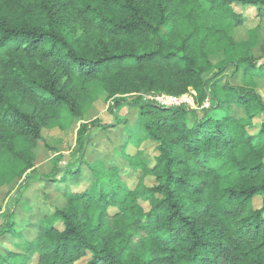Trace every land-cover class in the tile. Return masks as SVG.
Segmentation results:
<instances>
[{
    "label": "trees",
    "instance_id": "obj_1",
    "mask_svg": "<svg viewBox=\"0 0 264 264\" xmlns=\"http://www.w3.org/2000/svg\"><path fill=\"white\" fill-rule=\"evenodd\" d=\"M205 5L236 27L245 22L238 8L264 17V0H0L1 77L74 118L81 117L80 104L60 87L65 74L115 98V124H83L78 154L91 141V128L127 124L119 116L126 107L138 109L141 121L130 145L140 149L150 141L156 153L148 160L140 150L130 156L124 146L129 167L143 170L134 188L117 166L102 172L83 157L55 168L46 179L68 184L65 204L39 211L35 235L16 243L17 250L0 252V264H264V98L258 91L264 64L253 50L238 55L249 40L204 26ZM69 20L81 21L84 33ZM210 55L221 63L207 82ZM231 67L244 68L242 85L225 75ZM191 88L200 108L207 101L212 108L164 106L140 96L180 97ZM130 95L138 96L123 97ZM0 130L43 140L38 118L1 84ZM16 156L25 171L33 168V159ZM36 177L46 180L37 173L26 180ZM147 177L151 187L143 184ZM2 229L0 235L22 238L13 222Z\"/></svg>",
    "mask_w": 264,
    "mask_h": 264
},
{
    "label": "rangeland",
    "instance_id": "obj_2",
    "mask_svg": "<svg viewBox=\"0 0 264 264\" xmlns=\"http://www.w3.org/2000/svg\"><path fill=\"white\" fill-rule=\"evenodd\" d=\"M202 15V23L207 28L222 29L233 35L236 40H249L247 45L239 46L240 57L253 50L259 64H264V17L257 16L255 8H238L243 12L245 22L242 26L236 27L233 21L219 19L212 13L208 5H205ZM69 25L75 27L78 34L84 33L81 21H68ZM89 30V28H87ZM191 46L199 49V43L191 42ZM209 62L212 70L204 75V79L213 81L221 63V57L210 55ZM233 85H242L245 81L244 68H228L225 72ZM0 84L5 88L6 93L19 96L20 104L24 111L35 115L43 127V140L39 143L29 141L26 138L18 137L11 131L0 130V230L11 222L15 224L17 232H21L22 238L13 237L10 233L0 235V252L5 250H17L15 244L23 239L31 240L35 235L32 226L37 221L38 212L51 208L52 206L62 207L65 200L62 195L66 194L68 184L57 183L52 185L46 178L50 177L55 168H64L66 165L75 164L83 157L86 162L95 169L105 172L117 166L121 170L123 181L130 184L132 188L137 184V179L143 176V170L133 171L125 156L122 155L124 146H129L130 156H135L138 150L143 152V157L153 160L156 153L154 144L145 142L140 149L130 145L131 138L138 133L141 126L139 111L136 108L126 107L119 111L120 118L127 124L121 123L116 127L102 129L91 128V141L82 154H78L80 128L83 124H92L98 121L102 125H113L116 121V113L111 110L113 100L107 92L96 86L95 83L85 81L77 84L65 74L60 83L61 88L70 90L78 98L80 104V118H74L72 114L61 105H50L48 102L40 101L31 94L25 93L22 87L14 86L9 79L1 77ZM258 91L264 98V81L258 83ZM138 95L123 96L131 101ZM145 101L155 102L164 106L180 105L186 108L197 109L212 108L207 101L202 108L197 104V92L191 88L189 93L180 97H170L161 93H141ZM239 119L245 120L246 113L241 108H234ZM10 146L13 151L9 150ZM16 154L25 156L27 160L33 159V168L25 171V166ZM34 156L33 157H31ZM59 158H61L59 160ZM56 163L58 167L56 166ZM85 173H88L84 166ZM37 173L46 180L42 181L37 177L27 182L29 175ZM62 174L58 180H62ZM146 187L153 185V180L147 177L143 180ZM84 188H80L83 190ZM256 207L261 206V199H255ZM144 209H150L148 203H143ZM2 229V230H3ZM139 256L147 260L149 254L141 252ZM81 264V263H80Z\"/></svg>",
    "mask_w": 264,
    "mask_h": 264
},
{
    "label": "built area",
    "instance_id": "obj_3",
    "mask_svg": "<svg viewBox=\"0 0 264 264\" xmlns=\"http://www.w3.org/2000/svg\"><path fill=\"white\" fill-rule=\"evenodd\" d=\"M170 98V97H169Z\"/></svg>",
    "mask_w": 264,
    "mask_h": 264
}]
</instances>
